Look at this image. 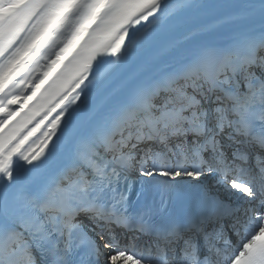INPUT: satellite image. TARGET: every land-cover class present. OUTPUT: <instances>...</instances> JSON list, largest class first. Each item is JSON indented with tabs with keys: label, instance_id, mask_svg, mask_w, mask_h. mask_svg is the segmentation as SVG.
I'll list each match as a JSON object with an SVG mask.
<instances>
[{
	"label": "snow or ice",
	"instance_id": "1",
	"mask_svg": "<svg viewBox=\"0 0 264 264\" xmlns=\"http://www.w3.org/2000/svg\"><path fill=\"white\" fill-rule=\"evenodd\" d=\"M0 264H264V0H0Z\"/></svg>",
	"mask_w": 264,
	"mask_h": 264
}]
</instances>
